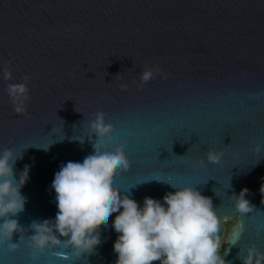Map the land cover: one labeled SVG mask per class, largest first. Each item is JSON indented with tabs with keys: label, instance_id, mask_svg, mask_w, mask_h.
I'll return each instance as SVG.
<instances>
[{
	"label": "water",
	"instance_id": "95a60500",
	"mask_svg": "<svg viewBox=\"0 0 264 264\" xmlns=\"http://www.w3.org/2000/svg\"><path fill=\"white\" fill-rule=\"evenodd\" d=\"M154 65L164 75L140 86ZM25 75L30 99L16 114L7 85ZM99 111L130 161L117 188L142 206L175 191L167 183L195 186L221 218L229 264H241L240 249L264 252V0H0V152L23 157L17 173L30 165L22 226L54 219V175L93 152ZM209 150L223 153L219 163L207 161ZM243 188L255 209L240 216L231 196ZM115 215L96 251L72 264H115ZM0 264L68 262L0 241Z\"/></svg>",
	"mask_w": 264,
	"mask_h": 264
},
{
	"label": "clouds",
	"instance_id": "9594fccd",
	"mask_svg": "<svg viewBox=\"0 0 264 264\" xmlns=\"http://www.w3.org/2000/svg\"><path fill=\"white\" fill-rule=\"evenodd\" d=\"M155 74L164 75L159 65L145 68L140 74V86ZM3 79L12 80L7 67L3 70ZM23 80L7 85L16 114L26 112L30 99L27 83L31 77L25 75ZM121 88L127 90V85L122 84ZM89 127L91 135L87 140L93 152L82 162L62 163L54 175L51 184L57 208L54 219H34L27 227L16 217L25 211L28 202L22 188L29 180L30 165L26 164L17 173L16 161L23 157H16L11 149L0 152V241L7 243L9 251L16 252L25 243L33 256L50 250L68 264L83 261L86 254H93L101 244L100 229L107 228L110 218L116 214L111 224L118 234L113 243L115 264H229L224 258L227 251L221 254V218L210 197L202 195L195 186L167 183L175 191L165 193L163 202L146 196L141 206L114 185V177L126 172L130 161L123 151V142L113 143L114 128L106 123L105 113L97 112ZM76 141L84 144L85 138ZM260 150L257 144L254 151ZM222 155L209 150L206 158L216 164ZM248 192L243 188L231 196L235 213L240 216L255 209L246 199ZM260 192L264 194V185ZM237 259L241 264H264V252L251 247L241 254L240 249Z\"/></svg>",
	"mask_w": 264,
	"mask_h": 264
},
{
	"label": "rangeland",
	"instance_id": "374dc122",
	"mask_svg": "<svg viewBox=\"0 0 264 264\" xmlns=\"http://www.w3.org/2000/svg\"><path fill=\"white\" fill-rule=\"evenodd\" d=\"M234 221H235L234 219H231V220H228L225 222V224H226V235H227L229 229L231 228V226L233 225ZM220 242H221L222 246L224 247L225 237L222 240H220ZM223 247H222V249H223ZM222 249H221V251H222Z\"/></svg>",
	"mask_w": 264,
	"mask_h": 264
}]
</instances>
